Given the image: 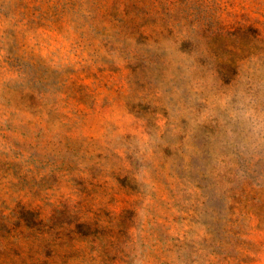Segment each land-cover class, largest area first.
<instances>
[{
  "label": "rangeland",
  "instance_id": "obj_1",
  "mask_svg": "<svg viewBox=\"0 0 264 264\" xmlns=\"http://www.w3.org/2000/svg\"><path fill=\"white\" fill-rule=\"evenodd\" d=\"M0 264H264V0H0Z\"/></svg>",
  "mask_w": 264,
  "mask_h": 264
}]
</instances>
